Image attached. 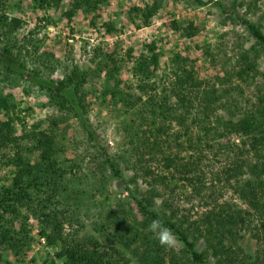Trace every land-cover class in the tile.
<instances>
[{
  "label": "trees",
  "instance_id": "1",
  "mask_svg": "<svg viewBox=\"0 0 264 264\" xmlns=\"http://www.w3.org/2000/svg\"><path fill=\"white\" fill-rule=\"evenodd\" d=\"M33 1L41 10L58 9L62 2ZM193 1L204 4L203 0ZM103 2L105 0H71L65 16L70 19L78 10L94 14ZM156 8V5L146 8L145 18H150ZM242 23L262 46L264 54L262 32L248 20ZM0 27L7 34L4 36H9L0 49V77L4 82L21 81L27 77V84L48 96L57 112L79 122L88 143L85 149L90 151L89 145L97 143V136L88 119V105L85 103L88 72L73 65L64 71V78L54 84L37 69L36 63L41 59L33 53L38 47L33 34L22 41L15 40L12 35L18 28V21L8 20L4 13L0 17ZM174 28L188 38L198 32L195 27ZM143 48L138 56H133L132 50H129L121 57H115L113 53L104 54L100 48H95L92 64L98 71V78L104 74L100 94L102 104L114 109L110 116L119 121L126 134L130 147L123 152L126 164L136 174L135 180L140 178L147 186L137 198V207L146 220L142 223L126 220L123 225L128 227L115 229L122 221L111 220L107 227H103L106 231H113L104 236V245L95 238L78 240L66 236L63 226L73 219L68 211L70 205L67 198L74 194V180L70 179L68 170L72 173L78 165L64 156L65 139L59 135V124L53 122L48 132L33 127L14 138L11 125L0 122L2 140V136L14 140L16 152L22 151L29 156L27 160H11V165L7 166H13L15 171L9 177L0 178V264L6 253L20 258L30 248L33 237L29 217L38 221L41 235L48 245L60 246L58 257L65 261L64 264H123L124 255L107 244L109 238L113 239V244L121 245L130 252L137 259V264H158L162 260L159 256L155 257L153 242L136 230L138 226L148 228L151 220L157 217L176 237L181 238L187 248L183 258L190 264H211L210 259L214 264H259L237 244V233L249 227L243 212L227 202L219 204L210 193V203H204L208 210L191 220L179 214L173 199V188L177 178V181L191 187L193 195L201 196L203 183L199 180L206 177L202 169L204 160L210 155L214 158L223 155L231 160V166L223 172L227 184L233 179L234 192L244 200L249 199L257 212H264V205L257 200L260 194H264V93L258 92L255 104L243 118L236 122L223 121L217 113L221 105L229 103L226 102L228 90L223 83L230 82L231 75L214 81L199 80L188 59L177 54L172 55L168 69L160 70V57L155 51V44H144ZM116 60H119L118 63ZM129 62L132 64V83H124L120 80V73L123 65ZM244 66L248 72L254 71L251 63L247 62ZM237 75L242 78L244 74L239 71ZM7 108L8 104L0 94V110ZM232 136L238 137L240 144L230 142ZM34 152L39 154L37 162L30 161ZM116 160L95 159L101 169L107 168L114 179H121ZM155 165L161 169L160 172L154 171ZM246 174L251 179L242 181ZM99 180L102 185L104 176ZM158 199L161 203L159 210L155 211ZM118 211H121L120 207ZM120 216L123 219L122 211ZM77 220L75 223H78ZM12 221H20L19 226L14 227ZM260 224L264 233V215ZM200 240H204L206 245L202 253L196 249ZM171 262L181 264L174 254Z\"/></svg>",
  "mask_w": 264,
  "mask_h": 264
},
{
  "label": "rangeland",
  "instance_id": "2",
  "mask_svg": "<svg viewBox=\"0 0 264 264\" xmlns=\"http://www.w3.org/2000/svg\"><path fill=\"white\" fill-rule=\"evenodd\" d=\"M203 2L200 5L193 0H105L96 13L78 10L68 19L65 14L70 9L71 0H62L58 9L47 10L39 9L33 0H0V17L4 13L8 20L18 21L13 38L22 41L33 34L38 45L33 53L41 59L35 63L44 78L58 84L64 78V71L73 65L88 72L85 103L88 105V119L97 136V143L89 145L90 151L85 149L88 143L79 122L67 114L57 112L51 106L48 96L27 84V77L11 82H4L0 77V94L8 104L7 110H0L1 124L9 123L14 131V138H17L23 131L33 127H37L38 131L48 132L51 124L56 121L59 124L58 134L65 139L64 156L78 165L72 173L68 170L70 179L74 180V194L67 198L70 205L68 211L72 213L73 219L63 226L66 236L76 237L78 240L95 238L99 244L104 245V236L113 231H106L103 227H107L111 220L117 223L122 221L114 229L128 227L123 225L126 220L131 223L134 220L137 223L146 220L137 207V198L146 191L147 186L142 179L135 180L136 174L126 164L123 152L130 147L121 124L110 116L114 109L102 104L100 94L104 74L98 78V71L92 64L95 48H100L104 54L113 53L115 57H121L129 50H132L133 56H138L144 51V44L154 43L155 51L160 57V70L168 69L172 55L177 54L188 59L199 80L214 81L231 75V81L223 83L228 90L226 102L229 103L221 105L217 113L223 121L236 122L243 118L255 104L258 92L264 93L263 48L242 23L248 20L264 35V0ZM155 5L157 8L153 15L146 19L145 9ZM175 26L185 29L195 27L198 32L188 38L181 30H176ZM3 29L0 27V49L9 37L4 36L7 34H4ZM118 61L116 60L117 63ZM247 62L254 65L253 72H248L245 68ZM131 67L130 62L122 67L120 80L124 83H132ZM50 68L52 70H47ZM239 71L244 74L242 78L237 75ZM2 137L3 140L0 136L1 179L9 177L15 171L13 166H7L11 165V160L29 158L22 151L16 152L14 140ZM230 142L240 144L239 138L235 136L230 138ZM38 155V152H34L30 161L37 162ZM107 158L117 159L121 179H114L109 169L103 170L98 166V161ZM230 166L231 160L226 156L214 158L210 155L202 164L206 177L199 180L203 183L201 196L193 195L191 187L176 178L173 199L179 214L191 220L208 210L204 203H210V193L219 204L227 202L234 205L244 213L245 221L249 222V227L237 233V244L260 264L264 262V233L260 226L264 212H257L249 199L244 200L234 192L233 179L227 184L223 172ZM154 171L160 172L161 169L155 165ZM101 176H104L102 185L99 180ZM248 179L251 176L246 174L241 180ZM262 179L264 181V176ZM257 200L264 205V194H260ZM160 203L158 199L155 211L159 210ZM118 207L123 213V219ZM77 218L78 223H75ZM19 223L20 221H12L16 228ZM28 223L33 237L30 248L20 258L6 253L1 264H64L65 261L58 257L60 246L47 244L35 218L29 217ZM136 230L148 237L149 242H153L154 255L162 260L158 264H173V254L181 264H190L183 258L187 248L181 238L175 236L176 243L169 248L161 246L148 228L138 226ZM203 241L200 240L197 244L196 249L200 253L206 250ZM107 244L121 251L124 255L123 264H137V259L121 245L113 244L112 238H109ZM210 263L214 264L213 259H210Z\"/></svg>",
  "mask_w": 264,
  "mask_h": 264
},
{
  "label": "clouds",
  "instance_id": "3",
  "mask_svg": "<svg viewBox=\"0 0 264 264\" xmlns=\"http://www.w3.org/2000/svg\"><path fill=\"white\" fill-rule=\"evenodd\" d=\"M148 231L153 233L161 246L171 248L176 243L175 235L159 217L151 220L148 225Z\"/></svg>",
  "mask_w": 264,
  "mask_h": 264
}]
</instances>
